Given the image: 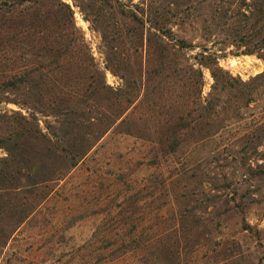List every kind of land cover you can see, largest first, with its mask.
<instances>
[{
	"label": "rangeland",
	"instance_id": "obj_1",
	"mask_svg": "<svg viewBox=\"0 0 264 264\" xmlns=\"http://www.w3.org/2000/svg\"><path fill=\"white\" fill-rule=\"evenodd\" d=\"M54 83L96 93L55 102ZM189 114L196 130L164 154L158 120ZM0 140V170L46 186L24 218L0 207L14 230L0 264H68L120 173L127 198L167 178L150 264H264V0H6Z\"/></svg>",
	"mask_w": 264,
	"mask_h": 264
},
{
	"label": "trees",
	"instance_id": "obj_2",
	"mask_svg": "<svg viewBox=\"0 0 264 264\" xmlns=\"http://www.w3.org/2000/svg\"><path fill=\"white\" fill-rule=\"evenodd\" d=\"M5 1L0 0V4ZM30 1L36 3L44 0ZM10 85L14 88L18 86L15 84ZM39 88L41 89V86ZM93 88L92 85H89L85 92L79 93L72 90V88H66L64 85L58 83L56 85L54 83L51 86V91L55 92L56 96H52L55 102L58 100L57 95L62 96L65 92L64 90H66L77 104H86L90 96L92 97L96 93ZM74 115L77 116L78 114ZM158 124H160L159 126L163 131L160 134L159 143L162 144L161 151L164 154L175 153L183 138L187 137L189 130H196L195 127L198 126L197 120L192 118L190 114L187 117L182 116L177 122L171 116L164 115L158 120ZM20 126L25 128L23 130H30L21 124ZM129 131L130 134L135 135L133 131ZM2 141L4 140H0V145ZM12 177L0 170V207L10 210L12 206V210H15V215L19 216L17 218H24L26 217L24 216L26 213L25 207L27 205L31 206L33 202L43 198V190L46 186L42 184L43 181L32 180L30 176H28L29 184L25 185L22 184L21 179ZM101 182L103 184H100V192H109L110 186L106 187L104 182ZM130 183L131 180L128 179V176L120 173L111 180V185H116V189L111 194L112 198L98 196L95 205L99 206V208H96L90 214L86 212V217L89 215L102 216L101 225L94 233V239L80 245L71 254V261L68 264L115 263L129 255H134L132 257H135V255L140 256L141 264H150L151 261H155L157 248L162 246L167 237L163 231L166 230L164 224L168 221L165 215L162 214L161 208L155 207V210H151V208H154L157 199L156 195L163 191L167 178L161 174L158 178L151 179L146 189H139L137 193L127 198L123 195L124 191L127 190L126 187H130ZM14 202H18L16 209H13ZM8 217L7 213H0V250L5 246L4 244L10 238L12 231H14L12 226L5 223L8 221ZM81 218H85V215L82 214ZM99 234L102 236L97 237ZM97 238L102 239L97 240ZM65 240L67 239L62 234L59 242H65ZM48 245L49 243L41 248H46Z\"/></svg>",
	"mask_w": 264,
	"mask_h": 264
}]
</instances>
